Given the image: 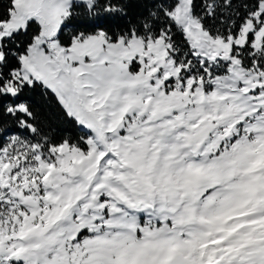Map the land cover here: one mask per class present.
<instances>
[{
    "label": "snow or ice",
    "instance_id": "1",
    "mask_svg": "<svg viewBox=\"0 0 264 264\" xmlns=\"http://www.w3.org/2000/svg\"><path fill=\"white\" fill-rule=\"evenodd\" d=\"M0 264H264V0H0Z\"/></svg>",
    "mask_w": 264,
    "mask_h": 264
},
{
    "label": "trees",
    "instance_id": "2",
    "mask_svg": "<svg viewBox=\"0 0 264 264\" xmlns=\"http://www.w3.org/2000/svg\"><path fill=\"white\" fill-rule=\"evenodd\" d=\"M30 98L37 105L39 112L42 117L47 116L51 118L53 127H64L59 119H57V112L59 106L54 101L47 100L41 96V92L37 91L30 94Z\"/></svg>",
    "mask_w": 264,
    "mask_h": 264
}]
</instances>
